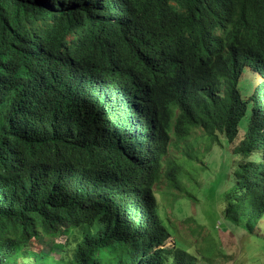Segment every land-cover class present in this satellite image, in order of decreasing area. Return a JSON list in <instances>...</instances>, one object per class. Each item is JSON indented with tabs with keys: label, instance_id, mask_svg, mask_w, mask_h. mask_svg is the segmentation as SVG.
Returning a JSON list of instances; mask_svg holds the SVG:
<instances>
[{
	"label": "trees",
	"instance_id": "1",
	"mask_svg": "<svg viewBox=\"0 0 264 264\" xmlns=\"http://www.w3.org/2000/svg\"><path fill=\"white\" fill-rule=\"evenodd\" d=\"M198 131L237 144L225 217L261 220L264 0H0V264L207 263L209 245L166 246L155 192L196 200L195 151L168 157Z\"/></svg>",
	"mask_w": 264,
	"mask_h": 264
},
{
	"label": "rangeland",
	"instance_id": "2",
	"mask_svg": "<svg viewBox=\"0 0 264 264\" xmlns=\"http://www.w3.org/2000/svg\"><path fill=\"white\" fill-rule=\"evenodd\" d=\"M260 79L258 72L246 70L239 82L243 99L250 96ZM246 127L247 119L239 127L240 133L243 134ZM197 135L200 138L194 148H190L188 143L181 144L179 148L172 149L168 157L169 160L181 159L186 152L193 153L191 149L195 151L194 163L188 172L193 181L187 175L180 185L191 192L196 200L185 199V191L168 186L166 179L155 188L160 215L173 232L166 246H172L174 240L178 239L190 247L192 252L199 254L203 247L209 245L213 249L211 256L207 263L205 259L202 260V264H264V217L258 222H244L241 225L230 222L223 212L228 204L226 189L231 187L229 172L223 175V171L224 167L239 161L240 157L233 155L237 144H229L226 139L220 145L211 144L203 132L198 131ZM193 166L199 167L197 173H194ZM219 176L223 180L219 187L217 185L216 193H212L210 186L214 181L218 182ZM198 225L203 228L198 229ZM192 229H196V232ZM45 240L48 246L35 240L33 249L40 251L45 247L48 250L53 243L67 244L68 238L58 234L45 237ZM74 248L75 245H69L65 255L71 254ZM59 252H54L55 259L60 258ZM199 259H202L200 254Z\"/></svg>",
	"mask_w": 264,
	"mask_h": 264
},
{
	"label": "clouds",
	"instance_id": "3",
	"mask_svg": "<svg viewBox=\"0 0 264 264\" xmlns=\"http://www.w3.org/2000/svg\"><path fill=\"white\" fill-rule=\"evenodd\" d=\"M173 244H174V242H173ZM168 247H170V246H168Z\"/></svg>",
	"mask_w": 264,
	"mask_h": 264
}]
</instances>
